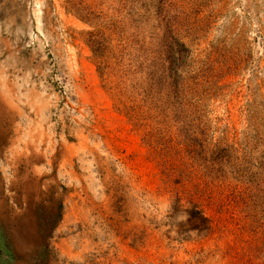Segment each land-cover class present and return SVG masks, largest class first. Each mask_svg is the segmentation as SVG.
Here are the masks:
<instances>
[{"label":"rangeland","instance_id":"obj_1","mask_svg":"<svg viewBox=\"0 0 264 264\" xmlns=\"http://www.w3.org/2000/svg\"><path fill=\"white\" fill-rule=\"evenodd\" d=\"M0 264H264V0H0Z\"/></svg>","mask_w":264,"mask_h":264}]
</instances>
